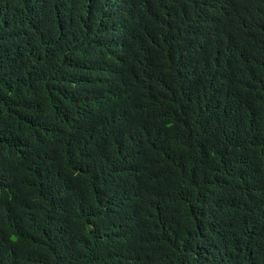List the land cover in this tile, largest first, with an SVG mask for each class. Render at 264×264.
<instances>
[{
    "label": "trees",
    "instance_id": "1",
    "mask_svg": "<svg viewBox=\"0 0 264 264\" xmlns=\"http://www.w3.org/2000/svg\"><path fill=\"white\" fill-rule=\"evenodd\" d=\"M0 264H264V0H0Z\"/></svg>",
    "mask_w": 264,
    "mask_h": 264
}]
</instances>
